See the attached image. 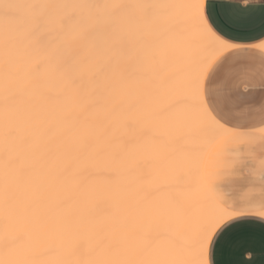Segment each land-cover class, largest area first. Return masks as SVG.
I'll return each mask as SVG.
<instances>
[{
  "label": "bare ground",
  "instance_id": "6f19581e",
  "mask_svg": "<svg viewBox=\"0 0 264 264\" xmlns=\"http://www.w3.org/2000/svg\"><path fill=\"white\" fill-rule=\"evenodd\" d=\"M85 2L158 5L147 18L142 8L120 15L127 20L139 14L136 35L149 46L133 54L138 78L99 103L66 90L28 36L32 18L49 10L27 5ZM189 2L0 0V183L7 172L37 206L28 222L0 206V264H82L71 232L105 217L142 220L126 225L128 233L160 238L142 260L178 254L208 264L214 232L234 215L211 196L205 164L213 147L233 131L207 109L205 76L199 93L184 99L181 84L198 37L189 11L169 6ZM228 48L218 49L214 61ZM29 108L35 110L31 118L22 115ZM73 112L79 123L68 118ZM258 132L264 135V127ZM200 222L212 225L207 239L195 238ZM22 229L23 240H16ZM172 240L178 253L169 248Z\"/></svg>",
  "mask_w": 264,
  "mask_h": 264
},
{
  "label": "snow or ice",
  "instance_id": "6c2138e0",
  "mask_svg": "<svg viewBox=\"0 0 264 264\" xmlns=\"http://www.w3.org/2000/svg\"><path fill=\"white\" fill-rule=\"evenodd\" d=\"M24 5H17L22 7ZM32 8L49 10L47 13L32 18L29 24L28 36L31 46L42 53V62L49 64L63 81L64 88L75 90L82 98H94L97 103L104 101L110 91H115L130 80L138 78L133 54L148 47L146 41L137 38L139 21L134 16L127 20L120 16L123 9L142 8L147 18L154 4L132 5L124 3H46L30 4ZM169 7L186 9L195 22V32L198 37L192 47L189 68L190 71L182 81L187 99L195 96L202 88V76L208 75L214 63V54L229 42L223 41L212 32L205 23L202 0H192L189 3L170 5ZM62 9V12L52 13V10ZM111 10L109 13L108 10ZM82 10H88L84 15ZM228 48L223 54L234 51ZM118 74L119 79L114 78ZM6 94L5 104L10 103ZM179 102V101H178ZM115 109H111L114 111ZM34 108L26 109L22 115L31 118ZM74 124L79 123L76 112L69 114ZM11 133L7 129L6 135ZM86 145H81L84 151ZM0 206L6 214L16 212L28 222L37 206L35 201L27 198L18 185H14L5 172L0 183ZM212 225L200 222L197 225L195 238L207 239ZM24 230L17 235L16 240H23ZM15 242V241H12ZM38 242V237L33 243ZM145 247H147V242ZM172 252L178 253L177 242L169 244ZM143 249L131 240L113 238L112 243L102 258L91 264H201L199 260L185 261L178 254L163 259H138ZM24 264V262H20Z\"/></svg>",
  "mask_w": 264,
  "mask_h": 264
},
{
  "label": "crops",
  "instance_id": "0c3cea01",
  "mask_svg": "<svg viewBox=\"0 0 264 264\" xmlns=\"http://www.w3.org/2000/svg\"><path fill=\"white\" fill-rule=\"evenodd\" d=\"M202 3L207 27L229 42V48H235L214 61L203 83L207 109L233 131L213 147L205 164L204 177L211 196L234 215L214 232L207 263L264 264V218L260 213V206H264L263 176L259 181V174L251 169L248 175H254L253 179L227 183L224 189L221 180L216 182L220 188H215L210 179L213 157L241 155L264 144V135L258 132L264 127V0Z\"/></svg>",
  "mask_w": 264,
  "mask_h": 264
},
{
  "label": "rangeland",
  "instance_id": "374dc122",
  "mask_svg": "<svg viewBox=\"0 0 264 264\" xmlns=\"http://www.w3.org/2000/svg\"><path fill=\"white\" fill-rule=\"evenodd\" d=\"M108 3L110 4V2ZM109 11L111 12V10ZM133 11L131 10L130 14H132ZM125 12L128 11H125V9L121 10L120 15L123 16L124 14H126ZM138 15L139 14L136 13V17H134L138 18ZM263 148L264 144L262 143L261 145L257 146V148H254L253 151L247 152L245 150L244 153L241 155L224 156L221 154L220 156L213 157L210 162V179L212 186H215V188L221 187L222 189H224L227 183L231 185L235 182L237 183L239 180H243L245 177L247 178V180L253 179L254 175H248V170L251 169H253L256 175L259 174V181L261 176H263L264 179ZM252 154L254 156H252ZM256 158L258 161L254 163L253 159ZM220 180L223 184L219 187L216 185V182H219ZM109 209L110 208H103L104 211H108ZM100 220V223H84V228L72 230L73 232H71L72 238L70 240V243L73 245L74 249H76L75 255L81 261L82 264H91L92 261L102 258L103 254L108 249L109 245L112 243L113 238L116 236H119L121 239L131 240L135 245L143 249L142 254L137 257L138 259H143L145 253L149 249L148 247L150 246V248H152V246H154L153 243L156 242V240L158 241L160 239H156L158 238L156 237L153 241L152 234L149 235V233L144 232L135 233L132 234V236L128 233L127 227L130 226V222L131 224H134L133 221L136 222L142 220L123 217H105ZM146 242L147 247H145Z\"/></svg>",
  "mask_w": 264,
  "mask_h": 264
},
{
  "label": "clouds",
  "instance_id": "9594fccd",
  "mask_svg": "<svg viewBox=\"0 0 264 264\" xmlns=\"http://www.w3.org/2000/svg\"><path fill=\"white\" fill-rule=\"evenodd\" d=\"M260 213L262 218H264V206H260Z\"/></svg>",
  "mask_w": 264,
  "mask_h": 264
}]
</instances>
